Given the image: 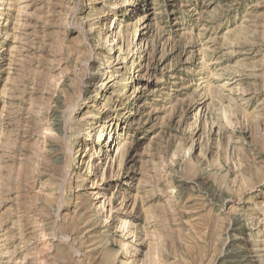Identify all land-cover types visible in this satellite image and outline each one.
Masks as SVG:
<instances>
[{
  "label": "rangeland",
  "instance_id": "374dc122",
  "mask_svg": "<svg viewBox=\"0 0 264 264\" xmlns=\"http://www.w3.org/2000/svg\"><path fill=\"white\" fill-rule=\"evenodd\" d=\"M0 264H264V0H0Z\"/></svg>",
  "mask_w": 264,
  "mask_h": 264
},
{
  "label": "bare ground",
  "instance_id": "6f19581e",
  "mask_svg": "<svg viewBox=\"0 0 264 264\" xmlns=\"http://www.w3.org/2000/svg\"><path fill=\"white\" fill-rule=\"evenodd\" d=\"M105 136L110 137L109 134H106ZM128 225H129L128 222L124 220L123 222H121L120 229L127 228Z\"/></svg>",
  "mask_w": 264,
  "mask_h": 264
}]
</instances>
